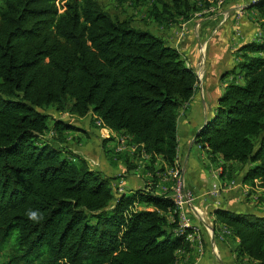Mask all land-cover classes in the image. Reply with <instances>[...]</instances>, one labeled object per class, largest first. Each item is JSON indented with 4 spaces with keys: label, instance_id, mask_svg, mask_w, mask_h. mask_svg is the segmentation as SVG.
<instances>
[{
    "label": "trees",
    "instance_id": "trees-1",
    "mask_svg": "<svg viewBox=\"0 0 264 264\" xmlns=\"http://www.w3.org/2000/svg\"><path fill=\"white\" fill-rule=\"evenodd\" d=\"M55 3L0 0V254L11 246L8 264H180L190 230L180 232L174 201L155 185L115 197L111 179L68 150L63 132L72 126L49 128L39 110L95 116L127 136L133 160L148 157L153 173L157 159L175 166L179 111L197 92L196 74L164 38L97 1L70 0L62 12ZM250 9L263 35L236 50L226 74L234 77L194 144L222 179L264 188V0ZM199 10L158 0L149 15L170 28ZM48 132L51 142L42 140ZM29 210L42 219L28 220ZM211 216L238 241L237 260L264 264V215L219 208Z\"/></svg>",
    "mask_w": 264,
    "mask_h": 264
},
{
    "label": "crops",
    "instance_id": "crops-1",
    "mask_svg": "<svg viewBox=\"0 0 264 264\" xmlns=\"http://www.w3.org/2000/svg\"><path fill=\"white\" fill-rule=\"evenodd\" d=\"M257 1L259 0H227L218 7L219 10L195 13L190 21L179 23L178 29L171 28V31H166L168 38H173L174 41V44L168 45L179 51L190 68V65L197 64L198 69L195 72L196 74L200 72L202 79L199 84L200 92H196L192 100L179 111L178 150L174 168H166L161 160L157 159L152 169L154 172H149L146 170V165H149L148 157L141 156L133 160L135 147L127 136L98 126L97 119L92 115L77 118L60 114L61 118L55 120L64 121L72 126V130L64 131L63 136L73 158L84 160L91 169L110 178V187L118 197L127 192L150 189L156 184H159L162 190H156L155 194L162 196L163 192H171L179 177L183 178L186 188L195 195L208 190L207 180L209 175L213 176V168L192 154V147L196 145L194 144L196 134L214 112L215 102L229 82L231 76L226 74L238 61L236 50L243 43L253 41L248 35L255 38L262 33L255 10L250 9L253 2L255 4ZM205 157L207 160V153ZM128 162H133L135 166L129 172ZM175 171H178V174ZM220 175L221 172L218 174L219 186L222 189L218 198L220 209L253 211L263 215L261 210L264 209V203L258 207L260 210L258 212L251 205L253 198H246L249 202H245L242 198L236 197L238 192L232 191L236 187L246 191L248 185L242 184L239 180V185L227 190L221 186L224 178L222 179ZM259 193L258 195H263L262 192ZM196 206L201 208L202 204L197 201ZM148 210L152 208L148 207ZM194 217L193 224L198 232L189 242L191 252L178 254L180 264H256L245 258L237 260L233 250L238 241L229 239L220 243L215 238L213 228L199 223L196 215ZM213 224L218 225L214 222Z\"/></svg>",
    "mask_w": 264,
    "mask_h": 264
},
{
    "label": "rangeland",
    "instance_id": "rangeland-1",
    "mask_svg": "<svg viewBox=\"0 0 264 264\" xmlns=\"http://www.w3.org/2000/svg\"><path fill=\"white\" fill-rule=\"evenodd\" d=\"M68 1H70V0H56L55 4H56V6L60 12H62L66 2H68ZM78 1H80V0H78ZM95 1H97L100 4V6L102 7V9L104 11H106L107 13H109L114 19H117V20L132 19V21L135 23V25L137 27H139L141 29H147L152 34L159 35L160 37L164 38L167 43L174 44L173 38H171V39L168 38L166 31L167 32L171 31V28L176 30L179 28V25H177V24L172 25L170 28H165L166 26L165 27H159L158 24H156V22L149 15L150 11L152 10L153 6L155 4H157L158 0H127L126 2L121 3V4L116 3L114 0H95ZM164 1H169V0H164ZM187 1L190 3V5L196 7L198 10L200 9L199 12H196V13L203 14L204 10H219L220 8H218V7L222 6L223 1H225V0H216L217 1L216 3L211 2V1H209V2L206 1L204 3V0H187ZM259 30H261L260 27H259ZM260 34L263 35L262 33H260ZM258 35H256L255 38L253 37V35L252 36L248 35V38L252 39L254 41V40L258 39L257 38ZM190 66L192 69H195L194 72L198 69L197 64L196 65H190ZM195 74H196V72H195ZM198 74H196V77L198 79L197 92L199 90H201V87H199V84H200V81L202 80L200 72ZM230 76L234 77V75H230ZM230 78H229V80H230ZM39 111L48 115L49 120L47 121V124H48L49 128H51L53 120L61 118V115L59 113H56L51 108L42 109ZM96 124L98 126L102 127V124L98 119H97ZM51 139H52L51 134L48 132L42 140L45 142H51ZM205 153L206 152L203 149H201L200 146H198V145H194L192 147V154H194L200 161L204 162L205 164H207L208 166L213 168V170H212L213 176L209 175L208 180H207L208 189H211L213 184H214L215 189H221L219 186L220 181L218 179V174H219V172H221V169L217 170V168L214 166V164L210 163L208 159L206 160ZM175 173L178 174V171H175ZM239 179H240V177H238L234 180H231L232 181V182L230 181L231 183L228 182L227 179H225L223 181V183L221 182V186L223 188H226V189H227V187H229V189H227V190H230L232 187H235V186L240 184ZM176 181H181V178L180 177L177 178ZM254 183L256 184L255 187L257 186V188L251 187L248 185V188L245 189L246 191L240 190V188H238V187L232 189V191L238 192L239 194L236 195V197L240 198V199L242 198V201L249 202V200H246V198H249V197H251L250 199L253 198L251 201V205H253V207L256 208V210H258V212H260L258 207L262 206V204L264 203V198H262V200L259 201L258 193L262 192V194L264 196V189L260 186L259 181L255 180ZM253 188H255V192H257V193H255L253 191ZM252 192L254 194H252ZM117 195L118 194H115V197H118ZM167 198L172 199L174 202L176 200V198H171V197H167ZM177 206L179 209L175 207V211L178 212V215H179L178 217H179L180 232H183V231H185V229L188 228L190 230V233H188L186 235L185 240L186 241L188 240L187 242H190L193 235L198 232L197 227L194 224H184V220L186 217V204L182 203V201H181V204L177 205ZM217 209H219V208H210V210L208 212V217H207V224L210 225V228H213L214 231L220 232L225 238H227V236L230 235L229 231L223 225H214L213 224L211 212L213 210H217ZM261 213H263V215H264V209L261 210ZM165 216H167V218L169 220H171L169 214H166ZM226 240H229V239L227 238ZM10 252H11V246H9L6 250L1 252L0 264H8L7 263L8 262V256H9ZM177 253L179 254L182 252L178 251Z\"/></svg>",
    "mask_w": 264,
    "mask_h": 264
},
{
    "label": "built area",
    "instance_id": "built-area-1",
    "mask_svg": "<svg viewBox=\"0 0 264 264\" xmlns=\"http://www.w3.org/2000/svg\"><path fill=\"white\" fill-rule=\"evenodd\" d=\"M226 1L227 0L223 1L222 5ZM261 36L262 35L259 34L257 38L260 39ZM154 187L156 190H159V189L162 190V187L159 184H156ZM227 189H229V187H227ZM221 190L222 189H215L214 184H213L211 189L205 190L204 192L198 195H195L192 191L186 188L185 182L183 178H181V181L175 182L174 188L171 190V192L169 193L168 191L163 192L162 196L171 197V198H179L181 199L182 203L186 204V217L184 220V224H193V218H195L194 216L196 215L198 218L200 217L199 223L204 224V225L206 224L210 228V225L207 224L208 212L210 208H219L220 205L218 202V198L220 196ZM197 201H199L202 204L201 208L196 206ZM214 234H215L216 239L219 242H224V240L226 239L218 231H214Z\"/></svg>",
    "mask_w": 264,
    "mask_h": 264
},
{
    "label": "clouds",
    "instance_id": "clouds-1",
    "mask_svg": "<svg viewBox=\"0 0 264 264\" xmlns=\"http://www.w3.org/2000/svg\"><path fill=\"white\" fill-rule=\"evenodd\" d=\"M26 216H27L28 220H30L32 222H37V223L42 219L41 214L35 210H29L26 213Z\"/></svg>",
    "mask_w": 264,
    "mask_h": 264
},
{
    "label": "bare ground",
    "instance_id": "bare-ground-1",
    "mask_svg": "<svg viewBox=\"0 0 264 264\" xmlns=\"http://www.w3.org/2000/svg\"><path fill=\"white\" fill-rule=\"evenodd\" d=\"M260 1V0H259ZM258 2V1H257ZM176 199H178L177 201L175 200V206H176V208H178V206L177 205H180L181 204V199H179V198H176ZM179 209V208H178ZM181 209V208H180Z\"/></svg>",
    "mask_w": 264,
    "mask_h": 264
},
{
    "label": "water",
    "instance_id": "water-1",
    "mask_svg": "<svg viewBox=\"0 0 264 264\" xmlns=\"http://www.w3.org/2000/svg\"><path fill=\"white\" fill-rule=\"evenodd\" d=\"M255 3H256V2H255ZM252 5H254V3H253ZM205 123H206V122H205ZM204 125H205V124H204ZM204 125H203V126H204ZM195 138H196V137H195ZM205 225H206V224H205ZM212 231H213V230H212Z\"/></svg>",
    "mask_w": 264,
    "mask_h": 264
}]
</instances>
